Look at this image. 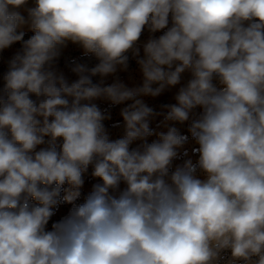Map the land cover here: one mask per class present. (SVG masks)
Masks as SVG:
<instances>
[{"label":"clouds","instance_id":"9594fccd","mask_svg":"<svg viewBox=\"0 0 264 264\" xmlns=\"http://www.w3.org/2000/svg\"><path fill=\"white\" fill-rule=\"evenodd\" d=\"M0 264H264V0H0Z\"/></svg>","mask_w":264,"mask_h":264},{"label":"rangeland","instance_id":"374dc122","mask_svg":"<svg viewBox=\"0 0 264 264\" xmlns=\"http://www.w3.org/2000/svg\"><path fill=\"white\" fill-rule=\"evenodd\" d=\"M63 211H66V210H62V212H63Z\"/></svg>","mask_w":264,"mask_h":264}]
</instances>
